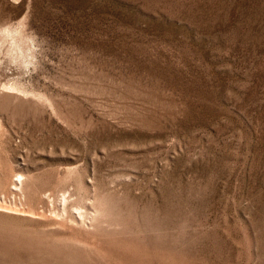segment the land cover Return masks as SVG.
I'll return each mask as SVG.
<instances>
[{"label": "rangeland", "instance_id": "rangeland-1", "mask_svg": "<svg viewBox=\"0 0 264 264\" xmlns=\"http://www.w3.org/2000/svg\"><path fill=\"white\" fill-rule=\"evenodd\" d=\"M0 264H264V0H0Z\"/></svg>", "mask_w": 264, "mask_h": 264}, {"label": "bare ground", "instance_id": "bare-ground-1", "mask_svg": "<svg viewBox=\"0 0 264 264\" xmlns=\"http://www.w3.org/2000/svg\"><path fill=\"white\" fill-rule=\"evenodd\" d=\"M20 179H21V178H20V176H19V177H18V180H16V181H18V183H19V182H21V181H19ZM15 188H16V186H15Z\"/></svg>", "mask_w": 264, "mask_h": 264}]
</instances>
